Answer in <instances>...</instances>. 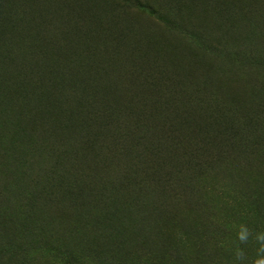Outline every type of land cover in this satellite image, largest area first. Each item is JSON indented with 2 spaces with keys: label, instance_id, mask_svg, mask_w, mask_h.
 Returning a JSON list of instances; mask_svg holds the SVG:
<instances>
[{
  "label": "rangeland",
  "instance_id": "374dc122",
  "mask_svg": "<svg viewBox=\"0 0 264 264\" xmlns=\"http://www.w3.org/2000/svg\"><path fill=\"white\" fill-rule=\"evenodd\" d=\"M123 1L27 0L32 32L20 39L14 23L2 36L15 46L0 61V264H260L264 0ZM10 8L1 0L0 15ZM53 16L71 22L68 45L47 24ZM98 28L127 38L116 58L87 59L84 36ZM134 48L138 67L155 62L165 74L158 90L129 71ZM101 67L107 88H93L96 101L132 130L121 159L85 145L97 136L105 145L99 129L83 139L75 130L82 95L72 116L53 95L71 85L69 69L92 79ZM173 167L181 174L168 187Z\"/></svg>",
  "mask_w": 264,
  "mask_h": 264
},
{
  "label": "trees",
  "instance_id": "16d2710c",
  "mask_svg": "<svg viewBox=\"0 0 264 264\" xmlns=\"http://www.w3.org/2000/svg\"><path fill=\"white\" fill-rule=\"evenodd\" d=\"M11 2V8L8 13V17H3L0 15V61L6 63H10L11 60V51L13 46H15L14 43H11L8 38L12 37V34L9 35L10 32H13V24H22V29H20L19 35L20 39L23 37L26 38L28 35L32 32L29 28V20L27 19L29 17L28 13V5L31 3L27 2V0H8ZM133 2V0H124V4H127L128 2ZM1 2V0H0ZM139 8H143L147 11L149 15H157L159 16V13L147 6L143 5L139 2H136ZM9 19L8 22L6 19ZM58 18V17H57ZM53 17H50V20L47 19V24L52 27L53 30L57 33V35L60 37L59 40L62 43V45H68L67 39L69 38V29L71 27V22L67 19H65L62 23L58 21V19ZM60 18V17H59ZM28 23V26H23ZM7 24V25H6ZM9 35V36H8ZM2 36H8L7 39H3ZM89 36V37H88ZM31 39V38H30ZM14 40V39H13ZM20 41V40H19ZM23 41V40H22ZM33 41V39H31ZM127 41V38L124 36L123 33H109L108 29H102L98 28L93 33L85 34L84 36V46L87 48L85 50V54L88 60H91V62H95L98 59L102 58L103 56L111 55V59L116 58L120 51H122V48H124L125 42ZM18 43V42H17ZM25 43V42H24ZM20 47V46H19ZM132 56L130 57V66L129 71L135 72L137 75L138 80L140 81V85L144 88H152L153 90H158L160 88V85L162 84L159 81H162V78L165 79V74L160 71V67L155 62H151V68L146 70H142L137 65L139 64L140 55L142 54L141 49H133ZM38 54V53H37ZM35 55V60H40V57ZM33 55H29V58L31 59ZM55 62V61H54ZM53 62V63H54ZM103 67L100 68V71L97 70L94 72L95 77L90 78H84L86 75L80 74L78 71H75L73 68L69 69L67 72L68 76V82L71 84L68 89H65L63 87L56 90V92H53V95L56 96L61 101V106H58V112L60 115L65 114L63 110L68 111V115H73V107L71 106L72 101L75 100V98H80L82 95V100H84L87 104L85 108L80 109L78 111V116L76 117L77 124L75 125V130L79 135H82V139L84 136H88L87 132H89L90 127H95L100 130L101 134L106 140L105 145H103L104 141L98 142V138L100 136H97L93 138L94 140H90L85 143L87 147H97L98 149H109V152H113L117 159L124 158L129 150L130 145L129 141L132 138V130H128L127 128H124L123 125L119 124L117 122L119 115H114L113 111L110 108H106L102 106L99 102L96 101L97 93L96 91H93V88L98 85L102 88L106 89L107 86L103 85L107 81L108 75H106L103 72ZM159 69L158 71H156ZM91 70V69H90ZM88 77H90V73H88ZM117 79L119 78L116 77ZM159 82V83H158ZM36 90H39L38 87H36ZM157 94H159V91H155ZM128 93V90H127ZM132 93V99L136 98L135 93L131 91ZM43 99L45 101H49L50 94L48 93H41ZM139 103H142L143 99H138ZM97 105V109L95 108ZM129 106V95H128V102L126 107ZM71 107V108H70ZM44 109V108H42ZM117 113V111L115 112ZM141 116H145L144 109L140 112ZM67 116V115H66ZM181 124L184 129L188 128L189 121L185 116L181 117ZM143 125L145 128V120L143 121ZM49 134L52 133V131H48ZM51 132V133H50ZM89 134V133H88ZM49 138V137H48ZM176 139V138H175ZM55 144H58L59 142L56 138L54 139ZM96 141V142H95ZM128 141V144H127ZM99 143V144H97ZM169 143H171L174 147L181 146V143L176 140H170ZM58 148L62 147L61 144L57 146ZM194 149L198 150L199 152H203L202 148L195 147ZM64 151V150H63ZM62 151V152H63ZM221 151H224L223 149ZM130 166V165H129ZM131 167H128V172H131ZM192 168H195V170H199L201 168L200 163L195 164L192 166ZM172 176L170 175L167 180L163 181V184H165L168 187H171L175 184L176 179L180 176L181 172L176 167L172 168L171 172ZM147 178V177H146ZM149 181H155L153 176L148 177ZM130 178L128 175V184L137 186L140 184H131ZM157 182V180H156ZM145 183V182H143Z\"/></svg>",
  "mask_w": 264,
  "mask_h": 264
},
{
  "label": "clouds",
  "instance_id": "9594fccd",
  "mask_svg": "<svg viewBox=\"0 0 264 264\" xmlns=\"http://www.w3.org/2000/svg\"><path fill=\"white\" fill-rule=\"evenodd\" d=\"M260 264H264V261H261Z\"/></svg>",
  "mask_w": 264,
  "mask_h": 264
}]
</instances>
